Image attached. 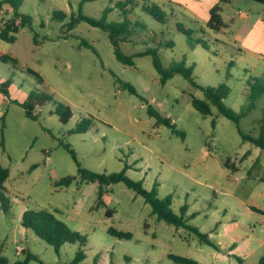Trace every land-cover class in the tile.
<instances>
[{
  "label": "rangeland",
  "instance_id": "374dc122",
  "mask_svg": "<svg viewBox=\"0 0 264 264\" xmlns=\"http://www.w3.org/2000/svg\"><path fill=\"white\" fill-rule=\"evenodd\" d=\"M79 2L24 0L17 12L28 16L29 23L18 29L13 42L0 39V56L15 59L14 64L0 59V79L13 86L10 93H0V165L8 170L3 184L8 207L0 208V256L9 264L26 254L43 264H70L80 249L84 258L79 264H177L169 254L197 264H240L216 258L195 234L158 221L143 198L122 183L104 187L98 198L97 183L81 181L64 146L73 150L82 169L110 174L126 167L125 175L141 181L146 190L155 184L157 197L169 196L175 214L186 206L187 224L202 234L236 221L242 236L257 235V219L264 217L248 208L264 211V150L242 141L239 131L257 137L264 125V5L249 0L221 5L223 20L233 16L232 24L225 33H215L205 20L192 19L189 8L166 0H98L78 9ZM143 6H155L161 21ZM105 9H110L107 22H122L124 15L129 21L128 41H119L118 48L131 57V65L115 59L106 31L80 19L99 20ZM0 11L1 30L12 10L3 5ZM176 24L191 30L190 37L177 31ZM150 49L157 51L165 69L184 62L194 84L177 73L161 84L151 56L140 55ZM121 82L131 84L136 94ZM220 84L229 88L223 104L236 113L245 107L253 86L260 94L237 125L214 107L201 115L190 103L192 98L203 100L201 88ZM30 91L49 97L34 108V118L26 117L20 106L26 99L20 103L22 95ZM57 105L69 108L66 123L53 113ZM149 108L168 118L178 133L156 124ZM82 119L91 121L87 131L71 133ZM65 177H72L70 184L58 186ZM26 209L50 212L84 236V246L65 243L55 252L20 226ZM109 228L131 238L111 236ZM258 257L243 264H257Z\"/></svg>",
  "mask_w": 264,
  "mask_h": 264
},
{
  "label": "trees",
  "instance_id": "16d2710c",
  "mask_svg": "<svg viewBox=\"0 0 264 264\" xmlns=\"http://www.w3.org/2000/svg\"><path fill=\"white\" fill-rule=\"evenodd\" d=\"M24 0H2L0 1V8L3 5H7L9 9L12 10L11 18L5 23L3 28L0 30V39L5 42H13L15 40V34L17 33L20 27L29 23V17L25 15H21L17 12L18 8L22 4ZM98 0H80L78 4V9H80L81 5L85 2H94ZM126 4H131L132 0H124ZM230 0H218V3L213 5L209 9V18L206 21V28L218 33L221 29L226 28L227 25L223 21L222 16L220 14L221 5L229 3ZM261 5H264V0H249ZM122 4L120 1L119 4ZM142 10L153 17L157 21H161L163 17L161 12L155 8V6H143ZM80 11V10H79ZM110 11V9H105L101 13V17L99 20H94L86 17L80 16V19L85 20L92 26L98 27L108 33V39L110 44L113 47V54L115 59L120 62L121 64L131 65L132 59L131 57L125 56L122 54L118 48L119 41H128L129 38V21L123 16L122 22H107L106 15ZM64 14L60 13L59 16ZM177 31L183 33L184 35L190 37L191 30L185 29L180 24H176ZM196 43L200 44L203 48L204 43L202 40L197 39ZM140 55H150L151 62L154 70L159 76V81L161 84H164L168 79L172 77L173 74H181L188 78L192 84H194L191 80V68H185L184 62H179L177 64L172 65L169 69H165L162 66L160 61L159 55L155 49L147 50ZM1 60H9L13 64L15 63V59L7 56L2 55L0 56ZM26 72L29 73L31 76L35 77L39 82H41L40 77L38 74L31 70L26 69ZM257 82V81H256ZM10 84V80H6L0 84V93L3 95L7 94V88ZM121 86L123 89H126L131 94H136L135 89L133 86L127 82H121ZM203 92V100L192 98L190 103L192 107L198 111L201 115H209L210 108L214 107L219 114L224 116L226 119L234 122L236 125L241 116L245 113L250 111L253 106L255 100L260 95L256 91V87L253 86L250 90L249 95L247 96V103L245 107H243L239 113L232 111L231 109L225 107L223 104V100L227 97L229 93V88L224 85L220 84L217 87H205L201 88ZM264 92V89H262ZM49 101V97L44 93H38L37 91H30L26 99L20 104V106L24 109L25 116L28 118H34V114L32 113L36 106H40L45 104ZM53 113L58 117V120L61 123H66L69 118L71 117L70 110L67 106L64 105H57L53 110ZM148 116L155 119L156 124H162L165 127L169 128L172 133H178L175 129V126L171 123L168 118L161 117L156 111L152 109L147 110ZM90 120H80L71 130V133H84L90 126ZM242 141H247L252 143L255 147L264 150V125H261L259 129V133L257 137H252L250 135L243 134L239 131ZM65 150L70 154L71 159L76 165L77 173L80 176L81 181L86 183H97L98 185V198H100L102 194V190L104 187H108L110 185H114L117 183H122L126 188L132 190L137 195L141 196L146 204L150 207V213L156 217L158 221H163L168 225H172L176 228H183L193 234H195L198 240L207 245L214 250H218V247L209 239L208 235L202 234L198 231L197 228L187 224L189 218H185L186 213V206L183 205L179 209V214H175L171 208V199L169 196H166L162 199L157 197L156 194V185L154 184L150 190H146L141 181H134L128 178L125 175L124 167L121 171L116 173L110 174H97L90 172L88 170L82 169L79 166V163L76 160L75 154L72 149L69 148L68 145L64 146ZM258 162L256 160L253 166ZM229 163H225V166L228 167ZM232 167V166H231ZM232 170H235L233 167ZM8 178V170L0 165V208L2 210L7 209L8 207V200L4 195V188L3 184ZM72 177H65L58 182V186L66 187L70 184ZM261 180H264L262 178ZM252 211L256 213L264 215V211L258 210L254 207H250ZM112 212L106 210L105 214L110 216ZM194 215L191 214L189 217H193ZM20 226L24 229L31 230L35 236H37L40 240L44 241L46 244L53 247L54 251L57 252L58 249L65 243H77L80 247L84 246L85 244V237L79 234L76 231L70 230L66 227L61 221L57 220L50 212L43 211V210H29L26 209L21 213L20 217ZM107 233L111 236H114L118 239H130L131 234L128 232L117 231L114 229H107ZM168 257L173 260L177 264H197L194 260L187 259L180 256H175L169 254ZM84 258V254L82 250L78 249L73 257V260L70 264H79ZM30 261H36L39 264H43L39 259L32 254H26L22 261H17L13 264H28ZM0 264H9L7 259L0 256ZM257 264H264V256H262Z\"/></svg>",
  "mask_w": 264,
  "mask_h": 264
},
{
  "label": "crops",
  "instance_id": "0c3cea01",
  "mask_svg": "<svg viewBox=\"0 0 264 264\" xmlns=\"http://www.w3.org/2000/svg\"><path fill=\"white\" fill-rule=\"evenodd\" d=\"M171 3L184 5L186 8H189L191 12L192 19H202L207 21L209 18V9L218 3V0H166ZM233 17V16H232ZM232 17L228 19V21H224L227 25L226 28L221 29L219 32H226V30L230 29V25L232 24ZM241 18L246 19L247 15L244 14ZM223 19V18H222ZM218 32V33H219ZM4 82L0 79V84ZM13 89L12 83L9 84L6 89L11 92ZM3 98H5L3 96ZM26 98V96L22 95L20 99V103ZM251 213H256L252 211L250 207L248 208ZM262 217L264 215L256 213ZM218 224V223H217ZM217 226V225H216ZM216 226L213 228L214 233H209V239L218 247V250L213 251L216 253L215 257L228 262L229 258H233L238 261L240 264H243L247 259L253 257L254 255H258V260L264 256L262 254V249H264V218L257 219V229L258 234L251 233L253 236L244 237L242 233L238 231V223L236 221H231L229 223H221L218 228ZM212 236V238H211ZM213 236L216 237V240L213 239ZM208 256V254H207ZM205 256V257H207ZM256 262V263H257Z\"/></svg>",
  "mask_w": 264,
  "mask_h": 264
},
{
  "label": "built area",
  "instance_id": "2783aa9c",
  "mask_svg": "<svg viewBox=\"0 0 264 264\" xmlns=\"http://www.w3.org/2000/svg\"><path fill=\"white\" fill-rule=\"evenodd\" d=\"M1 9V8H0ZM1 12V11H0ZM22 250H17V254L20 253Z\"/></svg>",
  "mask_w": 264,
  "mask_h": 264
}]
</instances>
